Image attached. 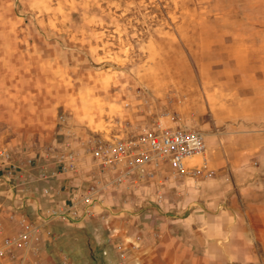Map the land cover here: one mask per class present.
<instances>
[{
  "label": "rangeland",
  "instance_id": "obj_1",
  "mask_svg": "<svg viewBox=\"0 0 264 264\" xmlns=\"http://www.w3.org/2000/svg\"><path fill=\"white\" fill-rule=\"evenodd\" d=\"M155 127L204 154L139 164ZM117 139L126 160L92 158ZM263 141L264 0H0V245L27 233L0 264H140L179 187Z\"/></svg>",
  "mask_w": 264,
  "mask_h": 264
},
{
  "label": "crops",
  "instance_id": "obj_2",
  "mask_svg": "<svg viewBox=\"0 0 264 264\" xmlns=\"http://www.w3.org/2000/svg\"><path fill=\"white\" fill-rule=\"evenodd\" d=\"M234 146L243 151L214 163L190 194L179 187L173 206L182 216L147 228L140 264H244L255 246L264 255V141Z\"/></svg>",
  "mask_w": 264,
  "mask_h": 264
},
{
  "label": "built area",
  "instance_id": "obj_3",
  "mask_svg": "<svg viewBox=\"0 0 264 264\" xmlns=\"http://www.w3.org/2000/svg\"><path fill=\"white\" fill-rule=\"evenodd\" d=\"M143 150L140 151L139 164H167L175 173L184 170L188 159L205 152V138L201 131L184 127H155L142 134ZM91 156L101 164L107 165L111 161H124L129 155L126 144L117 139L115 143L93 146ZM207 162L203 160L202 166L206 168ZM86 204L91 203L92 195H86ZM89 212V209H86ZM64 215V214H61ZM27 233L20 234L16 239L5 240L0 245V254L6 253L15 245L23 242Z\"/></svg>",
  "mask_w": 264,
  "mask_h": 264
}]
</instances>
